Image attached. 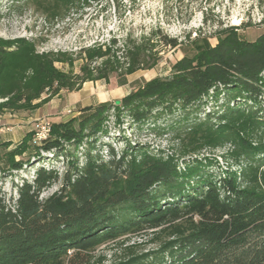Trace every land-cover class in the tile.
Masks as SVG:
<instances>
[{"label":"trees","instance_id":"trees-1","mask_svg":"<svg viewBox=\"0 0 264 264\" xmlns=\"http://www.w3.org/2000/svg\"><path fill=\"white\" fill-rule=\"evenodd\" d=\"M92 1L25 4L53 24ZM238 30L220 28L214 46L195 40L192 56L119 105L84 107L78 117L50 124L37 145L36 133L27 134L7 155L8 170L50 154L62 159L63 171L42 166L15 186L14 197L0 191V264H93L98 248L148 232L160 240L159 264H264V34L246 41ZM160 43L181 45L166 37ZM159 60L151 39L114 40L84 50L78 74L64 73L55 64L66 62L38 54L34 42L0 40V113L33 110L44 95L42 104L87 82L151 70ZM160 121L170 124L160 129ZM145 126L170 133L171 151L124 136L128 127ZM225 147L226 167L217 175L206 159L185 160Z\"/></svg>","mask_w":264,"mask_h":264},{"label":"rangeland","instance_id":"rangeland-1","mask_svg":"<svg viewBox=\"0 0 264 264\" xmlns=\"http://www.w3.org/2000/svg\"><path fill=\"white\" fill-rule=\"evenodd\" d=\"M263 18L264 0H95L72 12L64 20L49 24L34 13L25 0H0V40L34 42L38 54H54L66 62L55 64L61 72L78 74L84 50L107 46L114 40L120 45L126 39H151L160 56L159 62L151 70L138 71L125 77L113 74L106 82H87L78 91H61L42 104L47 98L44 95L32 103L36 107L33 110L1 112L0 191L6 199L14 197L15 186L24 179L31 180L36 169L42 166L63 171L62 159L54 160L50 154H42L46 160L39 164L32 158L33 166H24L21 171L8 170L7 155L18 147L27 134L38 133L41 136L42 127L46 124L78 117L84 107L119 101L143 82L168 76L174 63L184 56H192L195 40L207 41L214 46L215 32L220 28L238 27L242 39L254 41L264 34ZM161 37L177 39L181 45L174 49L165 47L160 43ZM211 107L212 103H208L205 113L211 111ZM167 124L170 122L160 121L157 128L162 129ZM110 127L111 132L118 134L113 130L112 122ZM124 136L132 143L137 142L154 151L170 152L173 146L170 133L152 130L151 126L139 131L128 127ZM103 141L117 150L122 148L111 139ZM33 142L36 145L39 143L35 138ZM228 149H207L185 160L206 159L209 162L208 170L217 175L226 167L222 157ZM104 151L102 154L106 156ZM48 159L51 161L48 162ZM14 160L18 162L21 158L15 157ZM59 188L60 185L55 184L41 198L50 196ZM159 243L160 240L150 232L130 236L122 243L98 248L93 264H126L130 260H136L132 264H159Z\"/></svg>","mask_w":264,"mask_h":264},{"label":"built area","instance_id":"built-area-1","mask_svg":"<svg viewBox=\"0 0 264 264\" xmlns=\"http://www.w3.org/2000/svg\"><path fill=\"white\" fill-rule=\"evenodd\" d=\"M48 132H49V125L46 124L45 126L42 127V134H41V136H38V133H36L35 141L36 142H40L42 140H45L46 137H47V133Z\"/></svg>","mask_w":264,"mask_h":264},{"label":"water","instance_id":"water-1","mask_svg":"<svg viewBox=\"0 0 264 264\" xmlns=\"http://www.w3.org/2000/svg\"><path fill=\"white\" fill-rule=\"evenodd\" d=\"M119 103H120L119 101H115L114 102L115 105H119Z\"/></svg>","mask_w":264,"mask_h":264}]
</instances>
